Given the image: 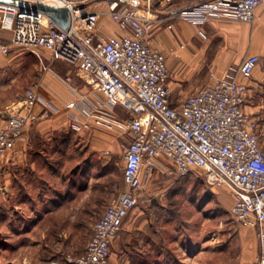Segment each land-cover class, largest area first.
<instances>
[{"label":"built area","instance_id":"obj_1","mask_svg":"<svg viewBox=\"0 0 264 264\" xmlns=\"http://www.w3.org/2000/svg\"><path fill=\"white\" fill-rule=\"evenodd\" d=\"M153 1L0 0V30L10 34L8 41L0 40L4 54L12 48L30 51L46 72L41 52L48 51L54 60L75 67L81 79L103 96L104 101L92 102L77 94L78 100L69 107L79 109L82 118L73 117L71 129L80 134L95 127L118 126L129 136L124 156L126 191L111 199L82 254H64L49 264H109L114 240L157 173L177 179L203 173L211 186L228 185L231 216L239 226L258 230L260 250L254 264H264V148L259 122L246 112L250 88L233 76L210 74L208 84L174 105L169 57L151 43L158 21L153 17ZM39 4L68 9L69 30L40 11ZM98 4L107 5L108 12L91 11ZM262 6L264 0H202L169 20L197 24L199 35L207 38L202 27L208 22L254 24ZM99 14H109L119 34L87 32L82 21ZM167 28L172 30L173 24ZM259 63V56H248L239 74L250 80ZM117 107L127 114L123 121L113 117ZM58 112L37 87L29 88L0 131V155L14 150L29 125Z\"/></svg>","mask_w":264,"mask_h":264},{"label":"crops","instance_id":"obj_2","mask_svg":"<svg viewBox=\"0 0 264 264\" xmlns=\"http://www.w3.org/2000/svg\"><path fill=\"white\" fill-rule=\"evenodd\" d=\"M191 7L181 8L175 2L167 4L161 0L155 9L156 14H153L158 21L151 35L152 46L169 57L170 72L175 71L179 60L187 65V78L197 83L193 92L209 83L210 74L219 77L230 75L238 82L248 84L250 98L247 101L246 112L255 118L259 122L260 129L264 130V6L257 10V20L254 24L215 20L208 22L202 27L207 38L199 35L201 27L197 24L181 19L169 20L176 13ZM169 23L173 24L172 30L167 28ZM118 33L117 30H113V35ZM9 39L10 34L0 30V40L8 41ZM14 53L10 50L9 54H4L0 50V69L10 63L20 62L17 57H14ZM41 53L45 57L48 70L43 71L39 59L35 56L39 74L36 81L32 79L31 87H37L41 97L57 106L59 112L49 119L29 125L22 137L18 139L14 150L0 155V198L4 195L12 197L15 195L17 200L15 208L3 202L0 203V211L16 210L26 206L36 208L41 206L49 210L52 203L62 205L67 199V194L61 193L60 190L62 188L65 191L70 184V178L76 177L90 179L85 193L88 197L92 187L93 172L78 174L67 171L66 162L74 155L71 153L72 145L77 149L85 145L83 147H86L88 152L100 153L104 159L103 162L105 161V167H108L111 160L123 149L126 151L129 145V136L126 137L127 135L118 126L95 127L80 134L71 129L72 118L77 116L82 118V116L79 109H72L69 105L78 100L77 94L82 93L67 83L65 78H69L71 73L62 69L65 63L54 60L48 51L42 50ZM252 55L259 56L260 63L252 78L245 80L239 74V68L243 61ZM175 78L177 79L178 75ZM169 87L174 105H179L187 98L183 91H178L175 81L171 78ZM18 98L19 95L13 98L6 97L3 105L1 104V107L6 109H0V131L6 127L10 116L21 106L25 94L22 100ZM100 101H104L103 98ZM37 110L41 109L38 107ZM112 114L118 121H123L127 117L120 107L115 108ZM73 135L78 136L76 144L69 139ZM29 179L33 181L43 179L45 189L48 188V191L35 198L32 194L35 182L31 184L26 181ZM50 181L57 182L51 184ZM80 183H72L71 188L80 193L83 192L86 188L85 185L79 186ZM53 188L58 192L56 201L52 202L47 197ZM83 197L84 193L82 201ZM86 200L82 209L89 211L92 209V202L91 199ZM146 210V208L136 207L126 218L121 232L111 246L109 264H179L177 241L167 240L161 233L162 221L147 217ZM247 233L252 236V240L254 239V241L250 239L256 249V254L250 262L254 264L260 250L258 230L251 228Z\"/></svg>","mask_w":264,"mask_h":264},{"label":"rangeland","instance_id":"obj_3","mask_svg":"<svg viewBox=\"0 0 264 264\" xmlns=\"http://www.w3.org/2000/svg\"><path fill=\"white\" fill-rule=\"evenodd\" d=\"M200 1L173 0L181 8L191 7ZM160 2L153 1L154 10ZM91 11L107 13L108 7L98 4ZM82 26L87 32L100 36H111L113 30L119 32L109 14L87 17L82 21ZM12 51L20 62L10 63L0 69V109L3 110L6 108L1 107V104L6 97L19 95L18 99L22 100L39 74L38 61L33 53L16 48H12ZM63 66L64 71L71 73V81L65 78L68 84L92 102L103 98L81 79L75 67L68 64ZM175 67L171 79L175 81L178 91H183L188 97L197 83L187 78V65L183 61L179 60ZM258 133L264 148V130L259 129ZM69 139L73 144L78 142L77 135ZM83 146L77 149L72 145L71 153L74 155L66 162V167L68 172L78 174L93 172L88 197L85 193L90 179L76 177L70 178L65 191L61 188V193L67 194L62 205L52 203L49 210L41 206H26L0 211V264H49L64 254L80 255L84 252L93 237L94 225L105 213L111 199L125 192L127 187L123 179L125 149L105 167L100 153L88 152ZM26 181L31 184L35 182L32 188L35 198L48 191L43 179ZM54 182L50 181L51 184ZM76 182L80 183L79 186L85 185L86 189L80 193L71 188V184ZM57 192V189H51L47 199L56 201ZM5 196L0 198V203L15 208V195ZM86 199L92 202L89 211L82 209ZM232 205L231 188L228 185L211 186L203 173H194L181 179L157 173L143 191L137 207L146 208L147 217L162 221L161 233L167 240L177 241L179 264H250L256 254L254 244L250 241L252 236L247 233L251 228H243L234 222L230 213ZM172 249L175 250L174 245Z\"/></svg>","mask_w":264,"mask_h":264},{"label":"water","instance_id":"obj_4","mask_svg":"<svg viewBox=\"0 0 264 264\" xmlns=\"http://www.w3.org/2000/svg\"><path fill=\"white\" fill-rule=\"evenodd\" d=\"M38 9L49 15L63 29L69 30L71 23V15L68 9H58L44 4H39Z\"/></svg>","mask_w":264,"mask_h":264}]
</instances>
